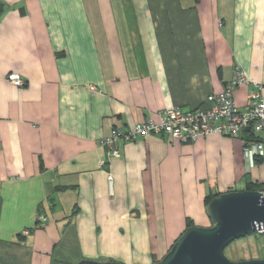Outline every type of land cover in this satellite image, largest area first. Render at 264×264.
Returning <instances> with one entry per match:
<instances>
[{
    "label": "crops",
    "instance_id": "1",
    "mask_svg": "<svg viewBox=\"0 0 264 264\" xmlns=\"http://www.w3.org/2000/svg\"><path fill=\"white\" fill-rule=\"evenodd\" d=\"M235 69L264 85V0H0V263L154 264L210 226L209 199L264 189V157L250 169L240 139L103 145L207 107Z\"/></svg>",
    "mask_w": 264,
    "mask_h": 264
},
{
    "label": "built area",
    "instance_id": "2",
    "mask_svg": "<svg viewBox=\"0 0 264 264\" xmlns=\"http://www.w3.org/2000/svg\"><path fill=\"white\" fill-rule=\"evenodd\" d=\"M8 81L17 86L24 85L20 76L9 74ZM242 85H249L243 110H240L233 98V92ZM90 90H95L90 87ZM207 107H198L183 111L173 107L159 111L157 122L147 119L136 124L131 130L112 129L103 141L108 147V157H118L116 147L118 141L134 142L139 138L162 134L172 140L182 143L196 141L210 135H220L233 139H240L243 144V157L250 169L257 165V161L264 157L263 143L259 134L264 132V85L250 81L243 71L235 69L231 79L218 94H211L206 98ZM251 138H242L244 132H249ZM105 164L104 161L100 165ZM111 184V176H108ZM37 222L44 225L46 218L39 216Z\"/></svg>",
    "mask_w": 264,
    "mask_h": 264
},
{
    "label": "water",
    "instance_id": "3",
    "mask_svg": "<svg viewBox=\"0 0 264 264\" xmlns=\"http://www.w3.org/2000/svg\"><path fill=\"white\" fill-rule=\"evenodd\" d=\"M207 213L209 227L188 228L154 264H264V257L235 262L224 254L232 242L264 234V189L220 194L208 203ZM77 264L119 263L81 260Z\"/></svg>",
    "mask_w": 264,
    "mask_h": 264
},
{
    "label": "rangeland",
    "instance_id": "4",
    "mask_svg": "<svg viewBox=\"0 0 264 264\" xmlns=\"http://www.w3.org/2000/svg\"><path fill=\"white\" fill-rule=\"evenodd\" d=\"M264 251V234H253L232 242L224 250L225 256L231 261H238L241 257L257 253L262 255ZM241 261V260H240Z\"/></svg>",
    "mask_w": 264,
    "mask_h": 264
},
{
    "label": "trees",
    "instance_id": "5",
    "mask_svg": "<svg viewBox=\"0 0 264 264\" xmlns=\"http://www.w3.org/2000/svg\"><path fill=\"white\" fill-rule=\"evenodd\" d=\"M244 134H247V138H246L245 140H249V139L251 138L250 131H249V132H244V133L242 134V136H243ZM256 189H259V188H256ZM256 189H253L252 187H248V190H250V191H253V190H256ZM213 198H214V197H212L211 199H209V202H210ZM189 228H190V227H189Z\"/></svg>",
    "mask_w": 264,
    "mask_h": 264
}]
</instances>
